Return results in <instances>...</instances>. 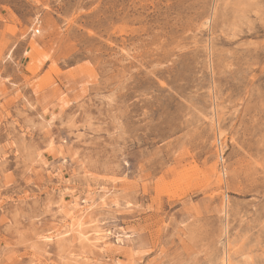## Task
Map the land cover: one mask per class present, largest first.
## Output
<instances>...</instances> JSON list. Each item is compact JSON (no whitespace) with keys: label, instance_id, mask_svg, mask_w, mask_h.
I'll use <instances>...</instances> for the list:
<instances>
[{"label":"rangeland","instance_id":"obj_1","mask_svg":"<svg viewBox=\"0 0 264 264\" xmlns=\"http://www.w3.org/2000/svg\"><path fill=\"white\" fill-rule=\"evenodd\" d=\"M228 260L264 264V0H0V264Z\"/></svg>","mask_w":264,"mask_h":264},{"label":"bare ground","instance_id":"obj_2","mask_svg":"<svg viewBox=\"0 0 264 264\" xmlns=\"http://www.w3.org/2000/svg\"><path fill=\"white\" fill-rule=\"evenodd\" d=\"M33 36V35H32ZM216 120V119H215ZM218 136H219V134H218ZM219 138H221V137H219ZM219 140V139H218ZM221 140V139H220ZM219 142H221V141H219ZM219 145V144H218ZM219 148H220V146H218ZM222 149H220V151H221ZM92 199L91 198H89L87 201H84L83 203H84V205H86V207H90L91 206V203H92ZM77 204H78V202H77ZM80 208V207H79ZM73 210V209H72ZM80 210V209H79ZM75 218H77L76 216H75ZM244 219V218H243ZM242 219V220H243ZM241 220V219H240ZM77 224V222H72V224H71V226L73 227V226H75ZM88 224V223H87ZM240 224V223H239ZM83 225V224H82ZM81 226V224L80 223H78L77 224V228H79ZM84 226V225H83ZM66 228V227H65ZM96 228V227H95ZM84 229V228H83ZM224 229V228H223ZM64 230V229H63ZM82 230V229H81ZM81 230H77V232H79V236H81V237H84V232L82 233V231ZM70 231V230H69ZM68 231V229H67V231L65 230V232H64V234H69V233H71V232H69ZM71 231H72V229H71ZM85 231V230H84ZM91 231V230H90ZM94 231H95V229H94ZM94 233H96V232H94ZM100 233H102V232H100ZM99 233V234H100ZM61 234H63V233H61ZM67 236V235H66ZM77 236V235H76ZM64 237V236H63ZM68 237V236H67ZM106 236H101V235H97V236H95L92 240L93 241H96V242H101L102 244V246H101V249H102V251L103 250H107V249H109L108 248V244L106 243V242H104L102 239L103 238H105ZM78 238H80V237H78ZM85 238V239H84ZM82 240H88L87 239V237H84ZM63 240H64V238H63ZM81 240V239H80ZM122 242H123V240H121V239H117V244H119V245H121L122 244ZM227 246V245H226ZM112 252V251H111ZM91 257V256H90ZM225 259V258H224ZM225 264H229V260H228V262L226 261L225 262ZM232 264V263H231Z\"/></svg>","mask_w":264,"mask_h":264}]
</instances>
